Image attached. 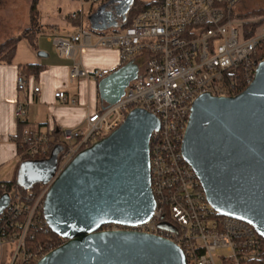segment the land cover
I'll return each mask as SVG.
<instances>
[{"label":"built area","instance_id":"built-area-1","mask_svg":"<svg viewBox=\"0 0 264 264\" xmlns=\"http://www.w3.org/2000/svg\"><path fill=\"white\" fill-rule=\"evenodd\" d=\"M95 0H92L94 2ZM150 6L113 34L82 27L70 36L52 30L47 40L58 55L72 61L69 79L99 80L106 69L85 70L77 54L83 46L117 48L119 66L143 56L136 78L120 99L90 113L82 126L53 135L54 130L22 129L16 161L49 158L57 150L55 174L34 194L18 187L5 192L9 203L0 214V247L13 245L9 264H33L67 240L35 241L37 231L51 232L43 215L47 190L54 177L82 149L116 130L134 108L158 119L149 138L150 187L155 199L151 217L125 226L103 225L100 230H126L163 237L178 246L186 264H264V239L242 219L225 216L208 202L204 189L181 147L192 103L203 94L235 96L252 81L264 61V8L249 18L229 13L236 0L223 6L215 0H142ZM72 13L69 19L76 18ZM16 86L25 91L28 81L20 71ZM39 87L32 88L34 93ZM55 98L65 100L63 91ZM74 102V100H72ZM27 102L16 103V117L26 115Z\"/></svg>","mask_w":264,"mask_h":264},{"label":"water","instance_id":"water-1","mask_svg":"<svg viewBox=\"0 0 264 264\" xmlns=\"http://www.w3.org/2000/svg\"><path fill=\"white\" fill-rule=\"evenodd\" d=\"M113 2L126 7L131 0L102 3L88 16L91 29L114 28L115 21L106 18L104 9ZM138 71L133 59L98 80L102 109L120 99ZM158 124L154 115L134 108L116 130L80 150L58 172L47 190L43 215L50 230L67 241L35 264H186L182 250L163 237L100 230L108 223L130 226L151 217L155 199L149 138ZM181 151L210 205L250 224L264 239V61L237 95L196 98ZM56 155L53 150L45 162L23 163L18 182L25 186L28 173L33 183L47 182L49 164L56 168ZM9 199L8 193L0 195V214Z\"/></svg>","mask_w":264,"mask_h":264},{"label":"crops","instance_id":"crops-1","mask_svg":"<svg viewBox=\"0 0 264 264\" xmlns=\"http://www.w3.org/2000/svg\"><path fill=\"white\" fill-rule=\"evenodd\" d=\"M80 7L86 3H97L98 0H78ZM99 3V2H98ZM101 5V4H100ZM99 5V6H100ZM96 9H90L89 15ZM72 13V12H71ZM75 13V12H74ZM76 18L69 19L65 16V29L60 30L54 23L47 25L39 33L46 37L50 48L41 43L40 48L32 50L25 61H12V63L0 62V182L13 179L18 181V174L25 162L15 160L17 154V140L22 136L25 126L35 131L55 130L59 133L77 126H82L86 117L102 108L99 100L97 80L87 78L69 79V69L72 61L58 55L55 47L47 40V35L56 31L61 36H70L83 28L82 16L77 14ZM88 15V16H89ZM79 21V23L77 22ZM88 30L101 33L115 28L105 30H93L88 22ZM28 25H25V29ZM13 37V36H12ZM11 38V37H9ZM7 38V39H9ZM5 39L4 41H6ZM4 41H0V44ZM38 50V51H37ZM37 51V53H36ZM43 52L46 55H38ZM82 67L87 71L93 69H106L109 72L119 67V51L117 48H100L94 46H83L77 54ZM143 60V56L136 58V62ZM20 64H38L42 66L38 75H25L28 87L20 91L16 86V78L21 71ZM38 86L39 92L34 93L32 88ZM63 91L65 100L55 98V92ZM74 100V102H72ZM26 101V115L21 128L16 117V103ZM12 244L8 243L0 247V264H9Z\"/></svg>","mask_w":264,"mask_h":264},{"label":"rangeland","instance_id":"rangeland-1","mask_svg":"<svg viewBox=\"0 0 264 264\" xmlns=\"http://www.w3.org/2000/svg\"><path fill=\"white\" fill-rule=\"evenodd\" d=\"M31 0H0V41L19 35L25 25L29 24L28 9ZM108 0H98L97 3H84L80 7L78 0H38L37 11H38V22L42 26V29L47 25L54 23L59 26L60 30L65 29V16H69L72 13L81 14L83 29L88 30L87 17L90 9H97V7L106 3ZM264 8V0H240L234 7L233 11L237 14L244 13L250 10ZM72 12V13H71ZM115 30H106L103 33L113 34ZM46 37L37 35L34 40L35 45L32 46L28 39L20 38L17 42L15 55L13 61H25L30 56V52L39 47L41 43L50 48V43L45 40ZM52 46V44H51ZM38 51V50H37ZM36 51V53H37ZM141 60L139 63L141 64ZM23 172H27L25 167ZM55 174L54 167L49 164V178ZM34 178L28 173L24 181V185L29 188L33 183ZM30 190V189H28ZM13 247V245H12Z\"/></svg>","mask_w":264,"mask_h":264},{"label":"trees","instance_id":"trees-1","mask_svg":"<svg viewBox=\"0 0 264 264\" xmlns=\"http://www.w3.org/2000/svg\"><path fill=\"white\" fill-rule=\"evenodd\" d=\"M238 1L240 0H236L233 6ZM37 2L38 0L30 1V5L28 9V14H29L28 26L25 29H23L19 35L13 36L0 44V62L12 63L14 55H15V51H16L17 42L22 37L28 39L32 46L35 45L34 40L36 39L37 35L42 31V26L38 22V11L36 7ZM150 4L151 3L144 2L142 0H131L128 6V12L126 14L125 19L123 20L121 28L127 27L130 24L132 18L135 15H137L139 12L148 8ZM225 4H226V1L215 0V5L223 6ZM261 10L262 9H255V10H250V11L240 13V14H237L232 10L229 13V15L233 18H249V17L258 15L261 12ZM77 22L79 23L78 20ZM19 67L21 69V72H23L25 75H34V76L38 75V73L42 69V66L38 64H20ZM17 120H18L19 126L22 128L25 125V122H22L21 119H17ZM58 133H59L58 131L54 130L53 135L55 136V138H57ZM21 142H22L21 138L17 140V151L18 152H20V150L22 149ZM53 150L54 149H51L50 154L53 152ZM50 156L51 155H49V158ZM49 158L47 159H43V158L26 159L21 162H25V163L45 162ZM0 183H4L6 185L5 192H11L13 188L18 187L23 192L28 191V189H30V191L33 192L34 194H38L42 190L43 184L45 182H42V181L34 182L29 186V188H27L26 186H23L16 179H13L7 182H0ZM3 193L4 192L0 190V195H2ZM35 233H36L35 241H41V242L52 241L58 238V236L52 231L46 234L39 232V231ZM35 263L36 262H34L33 264Z\"/></svg>","mask_w":264,"mask_h":264},{"label":"flooded vegetation","instance_id":"flooded-vegetation-1","mask_svg":"<svg viewBox=\"0 0 264 264\" xmlns=\"http://www.w3.org/2000/svg\"><path fill=\"white\" fill-rule=\"evenodd\" d=\"M122 7L127 9L128 6L125 7L123 4H120L119 5V2H113L111 4H108L104 8L105 9V12H106V15H105L106 18H108V20L111 19V20H114L115 21V26H114L115 29L120 28L122 26V23H123V20H124L123 18L126 17V14L128 12V9H127L125 11V13L122 14L121 13L122 10H123ZM89 24H90V22H89Z\"/></svg>","mask_w":264,"mask_h":264}]
</instances>
